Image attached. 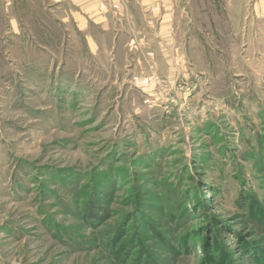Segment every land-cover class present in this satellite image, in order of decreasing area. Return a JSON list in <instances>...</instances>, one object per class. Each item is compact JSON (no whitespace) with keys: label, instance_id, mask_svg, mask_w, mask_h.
<instances>
[{"label":"rangeland","instance_id":"obj_1","mask_svg":"<svg viewBox=\"0 0 264 264\" xmlns=\"http://www.w3.org/2000/svg\"><path fill=\"white\" fill-rule=\"evenodd\" d=\"M170 1L0 0V264H264V0Z\"/></svg>","mask_w":264,"mask_h":264},{"label":"crops","instance_id":"obj_2","mask_svg":"<svg viewBox=\"0 0 264 264\" xmlns=\"http://www.w3.org/2000/svg\"><path fill=\"white\" fill-rule=\"evenodd\" d=\"M73 2L74 7L80 8V10L86 8L90 10L87 14V17L93 18L96 24H107L109 25L115 14H110L108 9H127L129 5L135 4L139 7L138 4L144 9H159L165 8L167 9V13L162 14V24L168 25L172 24L174 20L170 19L172 17L170 10L173 9L170 0H70ZM180 0H177L179 4ZM228 1V0H227ZM186 4H191L189 8H211L213 6H220V0H187L185 1ZM229 4L227 7L233 5L232 0H229ZM131 7V6H130ZM189 10V9H188ZM201 10V9H200ZM192 13V11H191ZM113 15V16H112ZM130 16V15H129ZM178 18V17H177ZM183 19V18H182ZM134 23V22H133ZM163 35H173L171 32L162 33ZM171 37V36H170Z\"/></svg>","mask_w":264,"mask_h":264}]
</instances>
